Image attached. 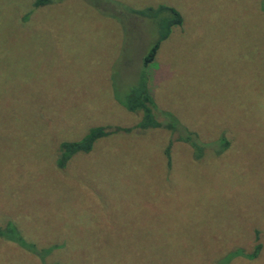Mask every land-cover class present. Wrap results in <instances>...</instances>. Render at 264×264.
<instances>
[{
  "label": "rangeland",
  "instance_id": "rangeland-1",
  "mask_svg": "<svg viewBox=\"0 0 264 264\" xmlns=\"http://www.w3.org/2000/svg\"><path fill=\"white\" fill-rule=\"evenodd\" d=\"M34 2L0 0V264H264V0ZM160 5L182 23L145 76L177 127L59 167L61 142L142 119L120 101Z\"/></svg>",
  "mask_w": 264,
  "mask_h": 264
},
{
  "label": "trees",
  "instance_id": "trees-1",
  "mask_svg": "<svg viewBox=\"0 0 264 264\" xmlns=\"http://www.w3.org/2000/svg\"><path fill=\"white\" fill-rule=\"evenodd\" d=\"M51 0H35L34 7L38 8L50 3ZM137 16L145 17L157 23V27L162 29L158 39L153 43L148 52L143 58V73L140 81L134 85L126 93L125 99H121L120 104L127 111L131 113H140L142 119L135 127L123 128L114 126H96L91 127L89 131L78 141H64L59 145L58 166H64L75 154L88 153L96 143V141L117 133H129L133 129H165L174 130L177 124L173 122L161 123L156 119V106L153 98L148 90V80L145 76V70L153 63L156 53L159 49L160 43L168 38L170 30L174 26H180L182 23L181 15L172 7L160 5L155 9H148L135 12ZM167 121V120H166ZM188 136L177 139L178 141H185ZM171 144L166 148L164 154L169 156V149ZM1 233V232H0ZM22 239L17 238L18 244H21ZM259 246L255 247L254 253L251 254L254 258L259 251Z\"/></svg>",
  "mask_w": 264,
  "mask_h": 264
}]
</instances>
